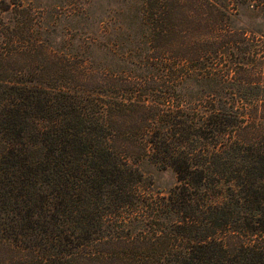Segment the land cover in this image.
<instances>
[{
    "label": "trees",
    "instance_id": "obj_1",
    "mask_svg": "<svg viewBox=\"0 0 264 264\" xmlns=\"http://www.w3.org/2000/svg\"><path fill=\"white\" fill-rule=\"evenodd\" d=\"M0 6V264H264V0Z\"/></svg>",
    "mask_w": 264,
    "mask_h": 264
},
{
    "label": "rangeland",
    "instance_id": "obj_2",
    "mask_svg": "<svg viewBox=\"0 0 264 264\" xmlns=\"http://www.w3.org/2000/svg\"><path fill=\"white\" fill-rule=\"evenodd\" d=\"M24 4L30 3L31 7H35L44 15V21L56 27V32L63 33L64 36H70L74 30L78 31V26L83 30L90 29L93 19H104L105 15L114 13L112 10H117L120 0H21ZM5 2V1H4ZM81 7V9H80ZM1 8V6H0ZM79 10L81 15H73L72 12ZM243 23L254 22L256 24L264 23V14H255L250 10L242 9ZM264 13V12H263ZM5 13L0 16L4 17ZM95 23L94 20V25ZM82 33V32H81ZM58 36L55 41H58ZM139 167L153 179L154 188L160 191H167L176 184L175 174L171 170H158L149 162H141Z\"/></svg>",
    "mask_w": 264,
    "mask_h": 264
}]
</instances>
